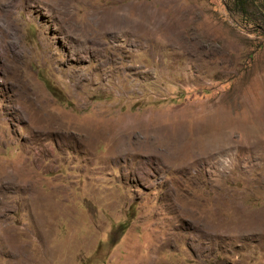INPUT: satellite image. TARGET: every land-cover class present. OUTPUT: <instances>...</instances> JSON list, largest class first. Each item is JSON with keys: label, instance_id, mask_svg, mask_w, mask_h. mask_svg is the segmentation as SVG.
<instances>
[{"label": "rangeland", "instance_id": "rangeland-1", "mask_svg": "<svg viewBox=\"0 0 264 264\" xmlns=\"http://www.w3.org/2000/svg\"><path fill=\"white\" fill-rule=\"evenodd\" d=\"M0 264H264V0H0Z\"/></svg>", "mask_w": 264, "mask_h": 264}]
</instances>
